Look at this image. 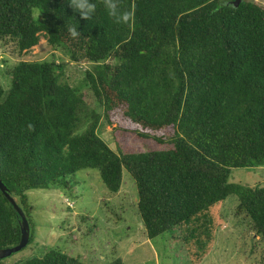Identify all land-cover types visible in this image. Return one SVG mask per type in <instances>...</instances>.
Listing matches in <instances>:
<instances>
[{
    "label": "trees",
    "instance_id": "1",
    "mask_svg": "<svg viewBox=\"0 0 264 264\" xmlns=\"http://www.w3.org/2000/svg\"><path fill=\"white\" fill-rule=\"evenodd\" d=\"M234 1L118 0L131 15L116 23L102 0L90 21L68 0H0V40L25 55L44 37L69 57L20 60L0 85V179L29 220L24 248L36 210L29 191L68 187L83 172L117 193L126 172L148 238L210 240L219 222L204 216L233 197L235 220L254 231L240 247L264 264V186L229 180L232 169L264 166V6ZM70 63L92 64L79 85ZM113 121L114 147L100 131ZM138 136L161 148L131 147ZM20 238L0 190V249ZM20 264L90 263L52 247Z\"/></svg>",
    "mask_w": 264,
    "mask_h": 264
},
{
    "label": "rangeland",
    "instance_id": "2",
    "mask_svg": "<svg viewBox=\"0 0 264 264\" xmlns=\"http://www.w3.org/2000/svg\"><path fill=\"white\" fill-rule=\"evenodd\" d=\"M254 1L264 6V0ZM51 58L69 60L62 50L53 49L44 37L25 55H20L12 42L0 40V85L5 89L10 86L9 70L20 60ZM91 66L89 63H70L66 72L68 80L74 86L79 85ZM86 99L93 107V94L86 93ZM102 125L101 135L114 147L112 132L120 124L113 121L112 124L103 122ZM129 143L133 148L142 149L144 144L161 148L157 143L139 136L131 138ZM81 173L71 180L68 187L52 186L27 193L29 201L36 205L31 216L32 242L4 259L5 264H20L31 256H42L52 247H58L90 264H105L115 259H120L122 264H252L249 249H246L247 245L240 247V239L248 242L254 231L235 220L236 201L233 197L227 198L216 210L204 216L208 225L215 218L219 222L217 235L214 229H210V240L202 236L198 242L192 236L185 241L186 233L183 235V232L179 241L169 235L150 239L139 220L137 190L128 173L125 172L117 193H109L96 173L86 178L80 177ZM229 180L264 186V166L232 169ZM202 241L204 247L200 248L198 243Z\"/></svg>",
    "mask_w": 264,
    "mask_h": 264
},
{
    "label": "clouds",
    "instance_id": "3",
    "mask_svg": "<svg viewBox=\"0 0 264 264\" xmlns=\"http://www.w3.org/2000/svg\"><path fill=\"white\" fill-rule=\"evenodd\" d=\"M68 3L84 20L90 21L94 19L97 5L93 0H68ZM102 7L116 23H127L130 19L131 14L120 9L118 0H102ZM70 31L74 37L80 34L77 28H71Z\"/></svg>",
    "mask_w": 264,
    "mask_h": 264
},
{
    "label": "water",
    "instance_id": "4",
    "mask_svg": "<svg viewBox=\"0 0 264 264\" xmlns=\"http://www.w3.org/2000/svg\"><path fill=\"white\" fill-rule=\"evenodd\" d=\"M235 5L237 6L240 0H235ZM0 190L4 193L9 202L13 205L14 210L16 211L19 218V225L21 230V238L17 245L0 249V260L10 257L12 254H15L22 250L30 240V223L29 220L22 209V207L16 202V199L10 193L8 187L0 179Z\"/></svg>",
    "mask_w": 264,
    "mask_h": 264
}]
</instances>
